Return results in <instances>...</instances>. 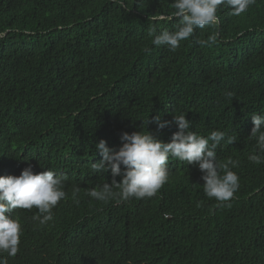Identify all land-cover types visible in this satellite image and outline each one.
Wrapping results in <instances>:
<instances>
[{
	"label": "trees",
	"instance_id": "trees-1",
	"mask_svg": "<svg viewBox=\"0 0 264 264\" xmlns=\"http://www.w3.org/2000/svg\"><path fill=\"white\" fill-rule=\"evenodd\" d=\"M172 2L125 0L121 9L113 0H0V176L31 166L68 178L53 220L40 225L35 208L9 214L22 235L15 257L2 254L7 264H264V163L248 159L251 115L264 113V0L239 16L219 9L215 44L197 43L216 30L206 26L175 52L149 35ZM156 23L174 30L178 18ZM157 112L167 121L185 113L204 136H237L216 150L221 163L239 162L233 198H209L198 166L174 158L151 198L88 196L124 171L94 173L96 144L118 150L123 132L143 131ZM146 130L167 143L178 129L149 122Z\"/></svg>",
	"mask_w": 264,
	"mask_h": 264
},
{
	"label": "clouds",
	"instance_id": "clouds-1",
	"mask_svg": "<svg viewBox=\"0 0 264 264\" xmlns=\"http://www.w3.org/2000/svg\"><path fill=\"white\" fill-rule=\"evenodd\" d=\"M121 9L127 7L125 0H113ZM256 0H173L172 13L169 16L159 15L154 17V23L149 31L153 37L151 43L156 47L166 46L169 51L175 52L180 47L181 41H186L193 36L196 29L206 26L214 30L207 40H197L201 45L215 44L220 39L218 26L220 17L218 10L230 9V14L239 16L255 4ZM178 18L174 30L159 28L157 21H171ZM150 52V48L145 49ZM228 99H233L234 94L225 93ZM173 116V115H172ZM253 127L250 137L256 140V152L250 154L248 159L253 164L264 163V113L251 115ZM151 122L162 130L174 123L177 131L172 134L170 142L164 143L146 130V125ZM191 122L185 118V113L173 116L172 121L162 120L157 114L151 121H144V130L133 131L131 134H121L122 145L118 150L109 148L106 141L101 139L96 144V150L101 159L92 163L94 173L104 174L111 172L113 178L121 175L119 183L115 179L111 184L104 182L102 185L91 188L87 194L97 201L125 202L131 199L141 200L151 198L168 182L170 172L168 161L170 158L195 163L202 172L204 181L203 189L209 198L218 202H228L240 187L239 176L233 168L239 167L236 160L221 163L217 159V148L221 141L232 144L237 141V136L227 135L225 131L213 130L207 136L195 130H190ZM67 176L58 175L47 169L34 174L31 166L23 169L19 176H0V264H7L8 257H15L19 251L22 225L18 217L9 215L14 209H37L33 219L40 225L53 220V209L66 198L65 184ZM79 188L73 189V196ZM78 203V200H74ZM167 218V214H165Z\"/></svg>",
	"mask_w": 264,
	"mask_h": 264
}]
</instances>
